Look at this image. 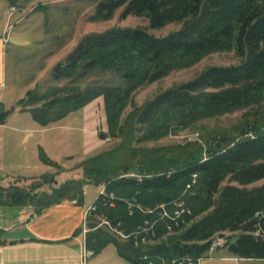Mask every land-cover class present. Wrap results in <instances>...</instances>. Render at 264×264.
Listing matches in <instances>:
<instances>
[{
	"label": "trees",
	"instance_id": "1",
	"mask_svg": "<svg viewBox=\"0 0 264 264\" xmlns=\"http://www.w3.org/2000/svg\"><path fill=\"white\" fill-rule=\"evenodd\" d=\"M86 1L94 6L92 21L110 19L120 10L121 18L144 17L147 27H114L82 36L51 68L48 84H35L14 107L0 110V124L18 108L45 128L102 98L107 137L119 140L83 159L79 178L57 184L52 175H42L26 187L18 181L0 186V206L31 207L38 214L63 201L81 205L86 186H102L114 196L113 206L103 207L97 198L88 221L103 216L119 223L128 237L113 236L96 220L88 222L85 244L94 255L113 244L129 264H171L181 256H204L212 239L222 235L221 248L233 257L264 260V112L254 111L253 119L202 142L139 146L172 129L264 105V0ZM169 24L179 28L163 36L150 32ZM227 50L235 52L239 63L205 67L123 120L138 88ZM39 160L58 166L41 148ZM44 185L50 190L42 191ZM179 199L190 214L176 221L162 218L159 206L171 212ZM145 222L152 231L142 244L138 239L144 233L138 232Z\"/></svg>",
	"mask_w": 264,
	"mask_h": 264
},
{
	"label": "rangeland",
	"instance_id": "2",
	"mask_svg": "<svg viewBox=\"0 0 264 264\" xmlns=\"http://www.w3.org/2000/svg\"><path fill=\"white\" fill-rule=\"evenodd\" d=\"M11 7L16 8L14 13L9 11ZM93 12L94 6L88 4L86 0H32L19 5H9L6 0H1L0 24L5 22L1 36L7 40L5 45L8 48L6 63L9 84L12 85L15 82L17 87H22L20 85L25 79L26 81L34 79L35 83L40 80L41 84H48L51 68L62 61L78 40L86 34L104 32L114 27H147V20L144 17L121 18L120 10H117L110 19L95 21L90 19ZM177 28H179L178 24H169L150 32L163 36ZM13 61L19 75H15ZM239 61L233 50L217 51L205 55L188 67L172 70L167 76L138 88L124 109L122 118L126 119L129 113L159 92L192 79L205 67L235 65ZM254 111L259 112L257 114H263L264 105L204 119L188 129H172L165 137L157 141L141 143L139 146L149 148L194 141L202 142L207 136L228 132L244 120L253 119L256 115ZM59 122L54 123L52 130L47 133L48 156L52 158L61 156L60 161L56 162L58 166H49V172L35 178H18L19 186L26 187L31 182L40 180L42 175H52L57 184L69 178H79L82 171L77 169V166L83 159L112 148L119 140L107 137L108 130L102 98L95 99ZM99 134H104L105 137L101 139ZM57 141L62 144L54 149L53 145L55 146L54 143ZM41 190L49 191L50 186L44 185ZM97 194V187L87 186L88 201L91 202ZM16 210L14 207L0 206V225L5 222L13 223ZM202 260L204 263L209 262L207 257ZM223 264L247 263L225 262Z\"/></svg>",
	"mask_w": 264,
	"mask_h": 264
},
{
	"label": "crops",
	"instance_id": "3",
	"mask_svg": "<svg viewBox=\"0 0 264 264\" xmlns=\"http://www.w3.org/2000/svg\"><path fill=\"white\" fill-rule=\"evenodd\" d=\"M4 26L5 22H2L0 24V110L14 107L28 90L40 83V80L35 83L34 79L27 81L25 79L20 85L22 87H17L15 82L9 84L6 63L8 48L5 45L7 41L1 36ZM13 63L15 75H19L15 62ZM52 125L40 127L32 120L29 113L19 111L18 108L13 110L5 123L0 124V186H8L18 178H35L49 172V166L39 160V148L48 156L47 133L52 130ZM54 144L53 147L56 149L62 143L57 141ZM49 158L59 162L61 156ZM86 188L87 186L84 188L81 205L74 201H63L38 214L34 213L31 207H14L17 209L14 222L0 225V264H129L119 256L113 244H108L98 254L82 262L84 212L97 197L91 202L88 201ZM101 189L102 186L97 187L98 194ZM95 220L92 218L88 222ZM213 254L207 257L208 263L200 260L198 264L225 262L264 264V260L233 257L225 248H219Z\"/></svg>",
	"mask_w": 264,
	"mask_h": 264
},
{
	"label": "built area",
	"instance_id": "4",
	"mask_svg": "<svg viewBox=\"0 0 264 264\" xmlns=\"http://www.w3.org/2000/svg\"><path fill=\"white\" fill-rule=\"evenodd\" d=\"M9 11L11 13H14L16 11V8L11 7L9 9ZM5 41H7V40L5 39ZM194 182H195V175H193V179H192V183H194ZM97 198H99L98 203L101 206H103V207L113 206L112 200L114 199V196L112 194H107L104 190V187H102V189L100 190V192L97 195V197L95 198V200L86 207L85 212H84V223H83V228H82V232L84 235L83 242H82V249H81V260H82V262H85L89 257L94 255L93 251L86 247L85 235L89 231V229L87 227L88 219L97 210V204H96ZM159 209H160V216L162 218H168L172 221H176L183 214H188V215L190 214V211L185 208L184 202L181 199L173 202V209L171 212H169L168 209L164 205H160ZM260 214L261 213H256L255 216L258 217ZM96 221H97V227H103L105 230L110 232L113 236H116V237L122 238V239H125L128 237L127 235H124L120 231V229H119L120 224L119 223L113 224L103 216H96ZM146 225H147V222H145L144 227L138 232V233H141V232L144 233L143 236H141L138 239L140 241V243H142V244H145L147 242L146 235H147V233H150L152 231L151 227H148V226L146 227ZM138 233H135V235H134L135 238L137 237L136 234H138ZM223 244H224V239L220 236H215L212 239V241L208 247V250L204 256H202L198 259H193L190 256H181V257L173 260L171 264H198L200 260H202L205 257H209L217 249L221 248L223 246ZM147 259H148V257L146 255H143L141 257V260L147 261ZM148 264H152V263L148 261Z\"/></svg>",
	"mask_w": 264,
	"mask_h": 264
},
{
	"label": "water",
	"instance_id": "5",
	"mask_svg": "<svg viewBox=\"0 0 264 264\" xmlns=\"http://www.w3.org/2000/svg\"><path fill=\"white\" fill-rule=\"evenodd\" d=\"M99 137L101 138V139H103L105 136H104V134H99ZM220 237H222V235H219Z\"/></svg>",
	"mask_w": 264,
	"mask_h": 264
}]
</instances>
